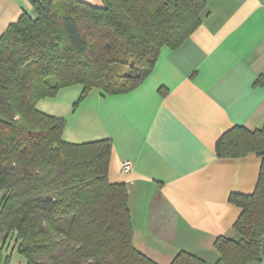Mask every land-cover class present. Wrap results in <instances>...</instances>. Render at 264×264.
Returning <instances> with one entry per match:
<instances>
[{
    "label": "trees",
    "instance_id": "trees-1",
    "mask_svg": "<svg viewBox=\"0 0 264 264\" xmlns=\"http://www.w3.org/2000/svg\"><path fill=\"white\" fill-rule=\"evenodd\" d=\"M101 1H33L35 17L22 15L0 35V264L11 237L25 264H155L133 247L125 186L108 181L111 142L67 143L65 120L36 105L75 86L73 111L93 90L134 91L161 49L176 50L197 30L205 1ZM215 151L261 159L253 193L229 197L242 212L236 237L215 241V264H261L264 126L232 128ZM171 264L205 263L181 252Z\"/></svg>",
    "mask_w": 264,
    "mask_h": 264
},
{
    "label": "crops",
    "instance_id": "crops-1",
    "mask_svg": "<svg viewBox=\"0 0 264 264\" xmlns=\"http://www.w3.org/2000/svg\"><path fill=\"white\" fill-rule=\"evenodd\" d=\"M204 1L197 30L161 49L134 91L93 90L73 111L75 86L36 105L65 120L67 143L111 142L108 181L125 186L133 247L155 264L181 252L215 264V241L236 237L242 212L229 197L251 195L261 166L254 154L219 158L215 146L232 128L264 126V86L255 85L264 77V0ZM24 14L35 17L33 0H0V35ZM260 255L264 264V236Z\"/></svg>",
    "mask_w": 264,
    "mask_h": 264
},
{
    "label": "rangeland",
    "instance_id": "rangeland-1",
    "mask_svg": "<svg viewBox=\"0 0 264 264\" xmlns=\"http://www.w3.org/2000/svg\"><path fill=\"white\" fill-rule=\"evenodd\" d=\"M16 247L17 244L15 242V239L14 237H11L5 250L3 251V255L10 257L8 264H25L24 258L17 253Z\"/></svg>",
    "mask_w": 264,
    "mask_h": 264
},
{
    "label": "built area",
    "instance_id": "built-area-1",
    "mask_svg": "<svg viewBox=\"0 0 264 264\" xmlns=\"http://www.w3.org/2000/svg\"><path fill=\"white\" fill-rule=\"evenodd\" d=\"M33 1L40 2L42 0H33ZM121 168H122V171L123 172H127L131 168V163H129V162H123L122 165H121Z\"/></svg>",
    "mask_w": 264,
    "mask_h": 264
}]
</instances>
